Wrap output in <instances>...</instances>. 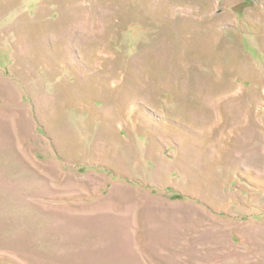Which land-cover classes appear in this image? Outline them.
I'll return each mask as SVG.
<instances>
[{"label":"rangeland","instance_id":"374dc122","mask_svg":"<svg viewBox=\"0 0 264 264\" xmlns=\"http://www.w3.org/2000/svg\"><path fill=\"white\" fill-rule=\"evenodd\" d=\"M0 264H264V0H0Z\"/></svg>","mask_w":264,"mask_h":264},{"label":"trees","instance_id":"16d2710c","mask_svg":"<svg viewBox=\"0 0 264 264\" xmlns=\"http://www.w3.org/2000/svg\"><path fill=\"white\" fill-rule=\"evenodd\" d=\"M177 197H180V196L177 195Z\"/></svg>","mask_w":264,"mask_h":264}]
</instances>
